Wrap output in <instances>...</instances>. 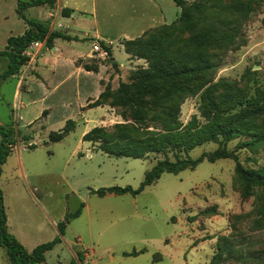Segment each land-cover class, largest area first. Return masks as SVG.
Returning a JSON list of instances; mask_svg holds the SVG:
<instances>
[{
    "label": "rangeland",
    "instance_id": "rangeland-1",
    "mask_svg": "<svg viewBox=\"0 0 264 264\" xmlns=\"http://www.w3.org/2000/svg\"><path fill=\"white\" fill-rule=\"evenodd\" d=\"M110 1L109 11L96 19L61 18L62 10L57 14L56 5L25 12L28 19L47 22L50 31L68 32L78 40L56 39L34 59L28 57L17 76L0 79V127L10 133L15 145L0 176L8 232L23 230L20 242L29 252L57 237L56 225L83 204L80 215L66 226L61 242L45 254L46 264H264L260 193L242 194L232 160L203 161L193 170L162 174L135 197H98L93 191L136 190L163 156L116 157L104 153L102 143L83 141L96 127L112 133L114 126L124 125L133 130L128 134L132 138L163 133L161 124L150 119L156 113L150 105H142L145 116L139 124L133 110L122 106L124 96L118 91L121 83L131 85L136 73L148 70L152 63L126 52L122 44L123 39L138 37L141 30L150 32L143 40L154 39L171 57L193 51V40L198 43L208 33L216 42L203 49L211 55L213 67L199 84L225 82L248 90L257 81L264 87V0H180L187 12L183 21L181 8L176 10L172 0ZM151 3L162 8L168 23L155 19ZM3 4L0 51L9 37L21 36L27 28L16 15V6L10 0ZM96 33L107 39L110 54L93 49L103 42L95 39ZM45 57H50L48 63L58 64L45 68ZM8 63L0 57V75ZM96 79L98 96L87 99ZM207 85L184 95L178 113L183 126L192 118L203 123L201 95ZM106 86L109 91L98 100ZM95 102L102 104L95 107ZM45 110L47 114L39 120ZM69 120L74 129L61 141L50 142V135L60 133ZM249 129L263 131L264 118L253 120ZM248 140L237 136L227 148L235 152L243 168H264V144L239 148ZM216 148L206 143L188 156L196 159ZM224 242L233 248L235 258L213 260L217 243ZM0 264H9L1 247Z\"/></svg>",
    "mask_w": 264,
    "mask_h": 264
},
{
    "label": "trees",
    "instance_id": "trees-1",
    "mask_svg": "<svg viewBox=\"0 0 264 264\" xmlns=\"http://www.w3.org/2000/svg\"><path fill=\"white\" fill-rule=\"evenodd\" d=\"M172 1L176 7L181 8L180 20L183 21L187 17L186 9L183 8L180 0ZM55 5L56 0H16V15L27 28L21 36L9 37L4 50L0 51V57L9 60L7 69L0 75V79L18 75L20 68L29 61L24 52L33 42L45 41V46L51 47L55 39L70 40L60 32L50 31L47 22L28 19L25 16L29 8L53 9ZM70 12L69 9H63L62 15L69 16ZM147 32L145 31L135 39L122 41L126 52L152 61V63L148 70H140L136 73L131 85L121 83L118 91L124 96L122 106L133 110L137 123L144 120L145 111L142 110V105H150L156 112L150 119L161 124L163 133H146L144 137L132 138L128 136L133 131L131 128L116 125L112 133L96 127L83 136V141L102 143L101 150L116 157L143 159L150 155L161 154L163 159L156 161L145 173L142 183L136 190L130 187H110L93 191V194L98 197L108 194L117 196L129 194L135 197L156 182L162 174L177 175L184 170L195 169L203 161L214 163L218 160L230 159L235 163V180L241 186L242 194L249 197L253 192L260 193L258 199L261 203V211H264V197H261L264 193V168L259 170L243 168L235 152L227 148L229 142L240 135L249 137V140L239 148L252 149L264 144V130L256 132L249 129V124L253 120L264 118V87L256 84L257 81L254 82L255 87L248 88V90L225 82L207 85L210 83L208 81L205 84H199L198 82L213 67L211 55L203 49L216 42L215 38H209L208 33L202 35L198 43H195L197 39L193 40L195 47L193 51L171 57L167 49L154 39L143 40L148 35ZM99 46L105 53H111V49L104 42H100ZM110 60L113 67L117 68L116 62L112 58ZM206 85L201 95L203 105L200 111L203 123L192 118L187 125L183 126L178 121V113L180 104L185 98L184 95L195 94ZM107 91H109V86H106L98 100H101ZM101 104V102H95V107ZM73 129L74 123L69 120L60 133L50 135L49 141L59 142ZM0 134L2 136L0 142L1 176L2 165L11 152L9 145L13 144V141L10 133L2 127H0ZM206 143H214L217 148L212 152L201 154L196 159L188 156L191 150ZM83 207L81 204L79 210L65 216L64 220L57 224L58 236L56 238L27 252L7 231L3 194L0 189V247L4 249L8 263L46 264L45 254L61 242L60 238L64 235L69 221L78 217ZM226 245H228L227 242L217 243V253L213 256V260L217 261L223 256L230 259L235 258L233 248L226 247Z\"/></svg>",
    "mask_w": 264,
    "mask_h": 264
},
{
    "label": "crops",
    "instance_id": "crops-1",
    "mask_svg": "<svg viewBox=\"0 0 264 264\" xmlns=\"http://www.w3.org/2000/svg\"><path fill=\"white\" fill-rule=\"evenodd\" d=\"M7 1L8 0H0V3H7ZM11 1V5H12V7H14L15 8V6H16V0H10ZM111 1L110 0H56V13L58 14L59 13V10L61 11V10H63V9H69L71 12H70V14H69V16H61V18H68V19H71L72 20V18H73V16H79V17H88V18H94V19H96V18H98V16H99V14H103V13H105L106 11H109V3H110ZM119 1H116L115 3H118ZM151 2V1H150ZM152 2H156V0H153ZM85 3H90V6H86L85 5ZM114 3V4H115ZM151 4H153V3H151ZM4 5V4H3ZM153 7V9L155 10V12L153 13V15L156 17L155 19H157V18H159L160 17V19H161V21H163V23H168V22H166L167 21V19L168 18H166V16H165V14H164V12H163V10H162V8L160 7V6H158V5H152ZM174 6H175V4H174ZM175 8H176V10H177V7L175 6ZM30 9V8H29ZM113 10H114V7L112 8ZM117 9V8H116ZM28 10V9H27ZM26 10V11H27ZM142 13L144 12V11H141ZM145 12H147L146 10H145ZM61 13H62V11H61ZM176 13V12H175ZM174 13V14H175ZM106 14V13H105ZM104 14V15H105ZM141 18H145V17H141ZM153 18V17H152ZM60 24V23H59ZM61 25V24H60ZM61 26H63L64 28H65V30H69L68 29V27L67 26H65V25H61ZM26 30V28L24 27L23 29H22V31H25ZM24 33V32H23ZM142 33H144V30H141L140 32H139V36H141L142 35ZM65 36H67V37H69L70 38V40H67V41H71V40H78V37L76 36V35H71V34H69L68 32H66V34H64ZM138 36V37H139ZM137 38V37H136ZM95 39H99V40H102L107 46L109 45V43L107 42V39L106 38H102L101 36H99V34H97L96 33V36H95ZM56 40V39H55ZM123 40H125V39H123ZM130 40H132V39H130ZM64 41H66V40H64ZM56 42H57V40H56ZM57 48H54V50H56ZM50 58V57H49ZM48 57H45L44 59H43V61L42 62H44V63H47V65L45 66L44 65V67L45 68H48V66H50L51 64H53V65H56V64H58L57 63V61H55L56 63H48V61H50V59H49ZM115 62V61H114ZM70 65L71 66H73L75 69H77V72H79V68H76L74 65H73V63H70ZM39 68V67H38ZM41 69L39 68V71H40ZM50 71V70H49ZM51 72V71H50ZM41 76V75H40ZM38 79H41V77L40 78H38ZM26 86V85H25ZM24 92H26V88H25V91ZM98 93H99V86H98V82H97V79H96V81H95V86H94V90H92V92H90V96L91 97H87V99L88 98H90V99H96V97L98 96ZM86 99V100H87ZM90 102H93V100L92 101H90ZM85 104H86V102H85ZM82 108V107H81ZM80 108V109H81ZM97 109H101V110H104V109H102V108H97ZM47 114V111L45 110V111H43V113L41 114V117H40V119L39 120H41V119H43V117L45 116ZM43 116V117H42ZM32 124V123H31ZM30 124V125H31ZM29 126V125H28ZM8 224H9V221H8V219H6V226H7V231H8V229H9V227H8ZM56 229H57V225H56ZM58 232V231H57ZM10 235H12L20 244H21V239H24V232H23V230H21V229H14V230H12L11 232H8ZM58 235V234H57ZM56 238V237H55ZM25 249V248H24ZM26 250V249H25ZM33 250V249H32ZM31 250V251H32ZM31 251H29V252H31ZM28 252V251H27Z\"/></svg>",
    "mask_w": 264,
    "mask_h": 264
},
{
    "label": "built area",
    "instance_id": "built-area-1",
    "mask_svg": "<svg viewBox=\"0 0 264 264\" xmlns=\"http://www.w3.org/2000/svg\"><path fill=\"white\" fill-rule=\"evenodd\" d=\"M45 46V41H37V42H33L24 52V55L26 57H30L32 59L35 58V56L39 53V51ZM94 50H99L102 51L99 45H94L93 46ZM105 53V52H103ZM13 146L15 147L14 143L9 145L10 150H12Z\"/></svg>",
    "mask_w": 264,
    "mask_h": 264
}]
</instances>
